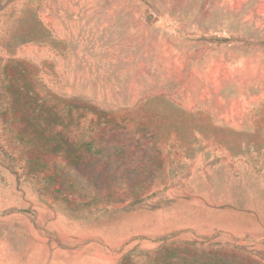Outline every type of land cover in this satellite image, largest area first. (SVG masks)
Instances as JSON below:
<instances>
[{
	"label": "rangeland",
	"instance_id": "1",
	"mask_svg": "<svg viewBox=\"0 0 264 264\" xmlns=\"http://www.w3.org/2000/svg\"><path fill=\"white\" fill-rule=\"evenodd\" d=\"M0 264H264V0H0Z\"/></svg>",
	"mask_w": 264,
	"mask_h": 264
}]
</instances>
